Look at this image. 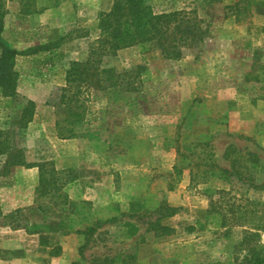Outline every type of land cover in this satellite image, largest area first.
I'll return each instance as SVG.
<instances>
[{"label": "rangeland", "instance_id": "374dc122", "mask_svg": "<svg viewBox=\"0 0 264 264\" xmlns=\"http://www.w3.org/2000/svg\"><path fill=\"white\" fill-rule=\"evenodd\" d=\"M3 1L4 22L19 31L15 49L25 53L16 57L17 95L0 104V128L14 132L29 162L54 166L66 181L60 193L39 197L37 168L4 174L0 165L5 213L22 209L20 223L32 232L58 226L73 235L67 264H242L248 250L264 247V186L254 187L264 185V120L240 121L251 102L237 108L242 95L235 93L250 99L248 88H264L263 64L250 63L263 51L241 53L236 40H223L234 23L254 24L264 0H252L238 22L210 0H149L157 12L196 9L209 28L204 42L177 60L159 50H120L103 65L133 90L92 88L73 105L57 101L65 72L85 57L90 39L80 35L94 37L98 14L113 0H36L37 11L26 15L25 0ZM57 40L56 50L28 52ZM28 101L35 114L19 128ZM163 203L180 209L166 216ZM96 222L85 240L82 231ZM157 223L174 233L156 236ZM60 250L55 245L52 254Z\"/></svg>", "mask_w": 264, "mask_h": 264}, {"label": "trees", "instance_id": "16d2710c", "mask_svg": "<svg viewBox=\"0 0 264 264\" xmlns=\"http://www.w3.org/2000/svg\"><path fill=\"white\" fill-rule=\"evenodd\" d=\"M211 3L223 4L224 18L233 16L235 21L245 19L250 15L248 11L252 0H210ZM254 1V0H253ZM4 1L0 0V104L3 107L10 105L11 99L17 95V71L15 69L16 57L25 52L18 51L9 46L1 37L4 26V16L7 10ZM36 0H25L20 12L23 15L37 11L34 7ZM249 5V6H248ZM243 13V16L240 15ZM95 35L92 38L89 31L81 33V37L90 39L86 55L82 60H74L65 72V85L61 87L57 97L59 104L73 105L82 103L92 88L118 86L127 92L133 88L130 83L123 84L118 73L112 67H105L103 59L115 56L120 50L130 48L135 52L147 53L159 50L166 59H181L186 49L198 48L209 33L206 21L200 17L196 9H181L157 12L149 0H113L109 10L98 14ZM92 38V39H91ZM60 42L51 41L32 47L29 53L38 51H53L59 47ZM35 103L28 101L22 109L17 126L24 128L32 121L35 114ZM70 132L68 136L72 135ZM0 165L4 174L12 167L37 168L38 181L36 192L39 197H47L60 193L66 181L63 180L62 171L47 163L29 162L24 149L18 146L14 139V132L10 129L0 128ZM264 185H254L262 188ZM160 210H166V216H172L180 207L161 204ZM22 209L15 208L4 212L0 206V218H3L11 229H26L20 223ZM214 222L219 218L211 214ZM159 233L156 236H169L174 233L172 227L156 224ZM99 227V222L85 227V240L93 235ZM249 231L247 233H251ZM88 234V235H87ZM241 243L240 246H243ZM52 254V251H51ZM242 264H264V247L251 248L241 259Z\"/></svg>", "mask_w": 264, "mask_h": 264}, {"label": "crops", "instance_id": "0c3cea01", "mask_svg": "<svg viewBox=\"0 0 264 264\" xmlns=\"http://www.w3.org/2000/svg\"><path fill=\"white\" fill-rule=\"evenodd\" d=\"M258 16L260 17L254 24L239 25L234 23L235 29H232L231 31L229 30L230 32L223 34L225 35V39H222L224 42L227 41L228 43L231 42V40H236L241 53L249 49H253V51L257 49L262 50L263 57L259 60H257V58L250 59V63L251 65L254 63H262L264 67V13H260ZM17 30L18 29L13 31V29L9 27L8 22H4L3 30L1 32V37L7 42V44L16 49L19 48V31ZM75 59L77 60L78 58ZM245 59L246 58L243 57L241 61L246 62ZM261 77H264V71L261 73ZM259 81H262L260 77ZM248 89L252 94V98L250 99H247L249 92L244 95L246 96L244 97L243 93L240 91L238 92L237 89L235 90V93L242 95V99L237 98L241 103H237L236 101V107L245 106V103L249 101L251 102L249 105H246L247 109H244L243 112L241 111L242 113L239 112V116H237L240 121L242 119L260 122L261 120H264V88H255L251 86ZM262 135L261 132L257 133L258 137H261ZM69 166V164H65L61 165L60 168H67ZM167 222L171 223L172 221L169 219ZM111 227L112 226H110V228ZM63 229H65V226ZM60 230V227L55 226L50 227L44 232L28 233L23 229L6 228L0 224V264H67L68 256L73 252L72 248L68 246V242L72 240L73 235L68 236L65 232H60ZM51 239L53 240L52 243L50 242ZM146 243L147 242H145V245ZM55 245L60 246L61 250L58 253L51 254ZM151 251L154 252V250ZM41 258L46 259L47 263H41ZM121 262V264H127L126 262H123V260H121ZM135 264H137V261Z\"/></svg>", "mask_w": 264, "mask_h": 264}]
</instances>
